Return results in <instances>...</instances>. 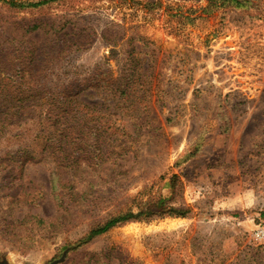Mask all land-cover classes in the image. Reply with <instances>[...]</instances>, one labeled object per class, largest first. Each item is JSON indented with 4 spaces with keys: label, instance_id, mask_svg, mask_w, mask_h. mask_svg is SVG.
I'll use <instances>...</instances> for the list:
<instances>
[{
    "label": "rangeland",
    "instance_id": "obj_1",
    "mask_svg": "<svg viewBox=\"0 0 264 264\" xmlns=\"http://www.w3.org/2000/svg\"><path fill=\"white\" fill-rule=\"evenodd\" d=\"M10 1L0 80L83 91L76 166L0 136V264H264V0ZM160 196L188 215L83 242Z\"/></svg>",
    "mask_w": 264,
    "mask_h": 264
},
{
    "label": "trees",
    "instance_id": "obj_2",
    "mask_svg": "<svg viewBox=\"0 0 264 264\" xmlns=\"http://www.w3.org/2000/svg\"><path fill=\"white\" fill-rule=\"evenodd\" d=\"M50 1L40 0L35 3L10 1V5L13 7H40ZM208 1L209 6L206 11L210 10L209 13L230 3L241 4L240 0ZM245 1L249 2L250 0ZM39 61L36 60V62ZM38 67L39 64L33 65L34 69ZM120 86H122V94L126 93L127 84L124 86V83H122ZM79 87L80 84L62 85L57 87L58 90L49 92V82L44 80H0V136L10 133L20 135L21 133L18 132L21 131H25L28 136V132L33 128L37 131L34 137L29 140L31 145H22V149L18 153V159L41 160L49 157L61 166L74 167L78 164L80 158L76 154L75 135L79 134L77 107L80 102L77 96L83 91ZM28 125L32 126L28 127ZM85 127L82 126L81 133ZM22 135L24 136V134ZM40 148L38 156H35ZM179 183V176L174 174L171 178V189H177ZM187 215L188 209L169 205L167 199L160 196L152 200L146 209L139 212L128 210L107 219L103 224L94 228L83 242L92 240L112 228L133 220L167 216L186 217Z\"/></svg>",
    "mask_w": 264,
    "mask_h": 264
},
{
    "label": "built area",
    "instance_id": "obj_3",
    "mask_svg": "<svg viewBox=\"0 0 264 264\" xmlns=\"http://www.w3.org/2000/svg\"><path fill=\"white\" fill-rule=\"evenodd\" d=\"M257 236H258V238L263 239L264 238V231L259 230Z\"/></svg>",
    "mask_w": 264,
    "mask_h": 264
}]
</instances>
